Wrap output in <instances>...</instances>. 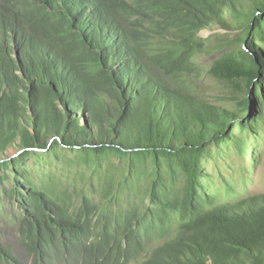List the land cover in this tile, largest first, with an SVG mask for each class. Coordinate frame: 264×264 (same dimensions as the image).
<instances>
[{
    "label": "trees",
    "instance_id": "trees-1",
    "mask_svg": "<svg viewBox=\"0 0 264 264\" xmlns=\"http://www.w3.org/2000/svg\"><path fill=\"white\" fill-rule=\"evenodd\" d=\"M233 25L250 54L208 74L234 109L191 85L195 57L224 47L201 33ZM258 45L264 0H0V180L32 264H264V194L219 203L205 164L263 139ZM49 158L75 181L39 169Z\"/></svg>",
    "mask_w": 264,
    "mask_h": 264
},
{
    "label": "rangeland",
    "instance_id": "rangeland-1",
    "mask_svg": "<svg viewBox=\"0 0 264 264\" xmlns=\"http://www.w3.org/2000/svg\"><path fill=\"white\" fill-rule=\"evenodd\" d=\"M230 18L231 15L228 13L227 19ZM239 26L233 25L231 30H224L216 26L201 33L203 37L211 40L212 44L223 45L224 47H220L210 54L197 55L194 63L201 72L191 78V85L195 94L212 103L233 109L235 108L233 103L226 99L231 95L232 89L223 83L217 82L208 74V71L214 61L228 51H245L250 54L246 30ZM218 34H221V37L215 39L214 36ZM226 37L227 40L222 42L221 38ZM260 46L264 49V46L258 45V47ZM261 134H263V139H259L257 142L251 140L247 142L245 140V153H242L231 143L211 146V157L206 159L205 164L206 171L211 176L208 182L209 192L217 197L219 203L234 202L237 200L235 196L240 199L264 194V131ZM17 152L18 150L16 149H8L5 152V156L6 158H11L16 156ZM66 154L72 155V152L67 151ZM29 164L34 166V159H31ZM38 168L41 170H54L56 177L59 178L57 181L62 180L67 182L66 184L75 181V174H71L69 170L78 171L72 166H68V170H63L61 161L54 158L47 159L45 163L38 165ZM34 173L38 177V173ZM2 174L3 172L0 170V176ZM13 184L14 179L12 176L4 183L0 180V264H31L28 254L21 245V237L18 232L24 216L23 211L16 200L5 194V190H11ZM150 203L152 202L149 197L145 196L143 204L147 207L154 206L149 205ZM168 236L169 234L162 238L153 236L149 254L152 249L166 241ZM4 251H10L8 257H6ZM14 258L17 261H14Z\"/></svg>",
    "mask_w": 264,
    "mask_h": 264
},
{
    "label": "clouds",
    "instance_id": "clouds-1",
    "mask_svg": "<svg viewBox=\"0 0 264 264\" xmlns=\"http://www.w3.org/2000/svg\"><path fill=\"white\" fill-rule=\"evenodd\" d=\"M20 235V234H19ZM20 237H21V235H20ZM15 259V258H14ZM14 261H17V260H14ZM31 261V260H30ZM18 263V262H17ZM23 264H26V263H23ZM31 264H32V262H31Z\"/></svg>",
    "mask_w": 264,
    "mask_h": 264
},
{
    "label": "water",
    "instance_id": "water-1",
    "mask_svg": "<svg viewBox=\"0 0 264 264\" xmlns=\"http://www.w3.org/2000/svg\"><path fill=\"white\" fill-rule=\"evenodd\" d=\"M203 32H204V31H203ZM203 32H202V33H203ZM201 36H202V34H201Z\"/></svg>",
    "mask_w": 264,
    "mask_h": 264
}]
</instances>
